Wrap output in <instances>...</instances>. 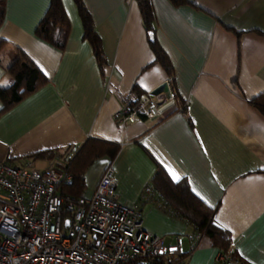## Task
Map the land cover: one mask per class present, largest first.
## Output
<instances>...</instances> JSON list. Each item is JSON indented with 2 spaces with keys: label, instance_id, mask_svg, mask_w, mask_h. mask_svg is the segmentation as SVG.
Segmentation results:
<instances>
[{
  "label": "crops",
  "instance_id": "0c3cea01",
  "mask_svg": "<svg viewBox=\"0 0 264 264\" xmlns=\"http://www.w3.org/2000/svg\"><path fill=\"white\" fill-rule=\"evenodd\" d=\"M48 1L5 0L0 88L11 82L12 48L46 82L0 115V163L44 170L65 162L89 138L118 144L112 163L102 157L86 170L83 195L93 193L111 165L117 200L140 206L145 231L165 245L179 243L180 264H214L219 249L208 238L192 245L186 223L163 211L156 194L142 196L160 166L215 210L214 222L228 232L238 258L264 264V117L249 103L264 92V0H150L156 40L186 108L161 122L145 116L125 126L113 118L120 93L136 87L140 99L156 91L171 97L135 0H81L101 40L102 72L82 39L73 0H61L70 26L63 50L34 35ZM41 151L51 157L33 158Z\"/></svg>",
  "mask_w": 264,
  "mask_h": 264
},
{
  "label": "built area",
  "instance_id": "2783aa9c",
  "mask_svg": "<svg viewBox=\"0 0 264 264\" xmlns=\"http://www.w3.org/2000/svg\"><path fill=\"white\" fill-rule=\"evenodd\" d=\"M120 101L113 118L122 126L160 117L173 106L162 91L140 99L131 89ZM68 179L53 168L0 163V264H180V244L165 245L143 229L138 204L117 200L111 165L90 196H61L58 189ZM214 264L249 263L219 252Z\"/></svg>",
  "mask_w": 264,
  "mask_h": 264
},
{
  "label": "trees",
  "instance_id": "16d2710c",
  "mask_svg": "<svg viewBox=\"0 0 264 264\" xmlns=\"http://www.w3.org/2000/svg\"><path fill=\"white\" fill-rule=\"evenodd\" d=\"M73 2L82 26V39L90 45L98 68L102 72L106 60L92 18L81 0H73ZM135 2L147 37L149 33L154 35L153 41H149L148 38L154 55L153 63L158 64L164 70L170 84L173 106L159 117L158 122H161L176 112H184L186 103L175 90L172 65L156 40L155 16L151 1L135 0ZM170 2L179 5L183 4L185 0H170ZM4 7L5 0H0V25L4 18ZM69 28V21L61 0H49L46 11L34 29V35L52 47L63 50L68 38ZM6 46L7 42L0 40V54ZM9 53L11 63L6 70L11 76V82L8 87L0 88V115L46 82L44 75L18 48H12ZM132 90L136 92L138 97L140 96V92L136 87H133ZM249 103L264 117V92L251 99ZM119 149L120 146L115 143L96 138L87 139L65 162L57 163L53 167L55 170L69 176L68 180H63L61 183L58 193L63 197H78L81 195L85 188L84 173L86 170L95 160L102 157H107L112 163ZM42 156L50 158L51 154L46 151L33 154V158ZM149 193L156 194L162 210L186 223L193 231V235L198 234L200 237H206L211 245L219 249L220 253L237 257L230 250L231 239L228 232L214 222L215 210L200 201L191 192L185 180L173 182L166 172L160 166H157L148 185L144 188L142 196Z\"/></svg>",
  "mask_w": 264,
  "mask_h": 264
},
{
  "label": "water",
  "instance_id": "95a60500",
  "mask_svg": "<svg viewBox=\"0 0 264 264\" xmlns=\"http://www.w3.org/2000/svg\"><path fill=\"white\" fill-rule=\"evenodd\" d=\"M148 38H149V41H153V40H154V35H153V33H149V34H148Z\"/></svg>",
  "mask_w": 264,
  "mask_h": 264
},
{
  "label": "snow or ice",
  "instance_id": "6c2138e0",
  "mask_svg": "<svg viewBox=\"0 0 264 264\" xmlns=\"http://www.w3.org/2000/svg\"><path fill=\"white\" fill-rule=\"evenodd\" d=\"M173 178L175 179L176 177H175V174H173Z\"/></svg>",
  "mask_w": 264,
  "mask_h": 264
}]
</instances>
